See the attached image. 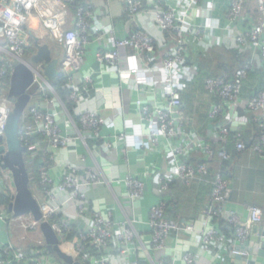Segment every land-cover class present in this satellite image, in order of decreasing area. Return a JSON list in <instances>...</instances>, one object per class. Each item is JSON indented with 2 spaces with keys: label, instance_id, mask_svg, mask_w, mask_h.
<instances>
[{
  "label": "built area",
  "instance_id": "built-area-1",
  "mask_svg": "<svg viewBox=\"0 0 264 264\" xmlns=\"http://www.w3.org/2000/svg\"><path fill=\"white\" fill-rule=\"evenodd\" d=\"M119 1L127 15H151L158 29L171 36L172 45L166 48L162 58L167 80L164 88L167 96L165 105L151 107L141 99L137 100L143 120L156 122L158 126V131L151 132L148 143L143 146L159 147L160 138H163L171 148V169L155 175L158 193L165 198L174 181L189 185L195 180L209 178L210 162L214 159L213 149L202 140L198 143L201 163L193 165L184 162L191 145L186 140L188 135L181 111L183 95L180 82L193 80L198 76L197 68L188 67L187 60L210 48L225 45L241 53L250 49L258 50L264 62V0H227L226 26L220 29V36L210 33L203 21L212 16L217 0H175V6L168 3V0H158L153 4L145 3L144 0ZM85 4L84 7H79L77 0H0V27L5 37L4 43L0 44V137L5 136L6 121L13 110L8 94L16 61L29 65L35 75L34 86H38L44 95L43 102H30L19 131V138L26 148L27 165L33 166L39 162V178L32 175L31 188L40 204L42 220L36 221L31 215L15 217L8 208V211H0L4 230L9 233L8 229H19L28 236L41 232V223L47 222L56 233L62 250L67 248L73 260L80 264H114L117 259L122 264H138L134 255L141 250L146 253L142 251L148 264H156L152 252L166 250L175 235L176 243H179L178 239L180 240L183 232L199 237L202 251L212 254L215 259L210 264H221L227 253L236 264H248L250 261L262 264L263 258L254 254L253 249L256 244H263L264 210L255 205L247 206L245 220L229 209L231 183L219 172L214 174L211 182L212 201L203 212V230L197 231L194 221L181 225L169 219L166 212L168 199H162L150 207L147 223L152 244L150 249L140 235L138 220L130 218L125 210L122 218H117L114 211H109L108 218H105L98 211L91 210L89 191L93 188L108 187L113 200L119 206H122V202L116 197L112 182L106 178L100 166L96 147L92 148L90 145V142L100 143L105 150L113 151V146L103 141L102 131L107 122L99 111L78 113L86 98L92 92L97 94L99 91L92 77L81 74L88 47L92 41H98L101 44L98 61L107 69L117 71L122 79L131 81L132 71L128 72L120 67V51L131 49L155 58L158 46L155 39L141 29L133 31L127 38H116L114 27L107 28L101 22L93 23V5L90 1ZM195 16L202 21L200 25L193 20ZM39 31L47 32L48 38L39 35ZM32 36L39 38L40 44L49 45L57 59L64 50V59L58 62L57 70L58 75L67 78V87L71 89V111L51 83L47 82L44 76L45 65L39 64L35 68L25 59L26 54L30 57L36 54ZM108 42L112 47L107 45ZM252 67L253 63L250 61L233 78L229 75L207 78L204 90L209 96L220 99V103L212 104L208 115L218 140H228L231 132L228 127L218 125L225 115L228 116L229 123L233 124L237 110L262 113L261 117L256 118L260 134L252 150L255 156L264 160V90L252 98L242 97ZM103 93L104 90L101 95ZM76 113L78 120L73 116ZM61 118L65 119L64 125L59 123ZM123 138L124 135L118 137L120 140ZM78 142L92 159L94 167L86 165L87 157L82 155L84 168L68 165L65 177L56 181L48 166V160H53V157L50 155V158H46L45 154L55 149L68 148ZM234 144L239 153L247 149L240 132H237ZM219 156L223 160H231V155L227 152L223 151ZM120 183L124 187L123 200L135 205L145 198L147 184L137 175L127 174ZM15 196L13 176L0 165V201L6 198L10 206ZM69 212H75L83 220V224L77 227ZM216 220H221L224 226L232 228V246L229 247L227 237L214 224ZM35 246V249L26 252L10 241L3 242L0 264H56L51 254L43 249V242L37 241ZM236 256L242 258L241 263L236 260ZM183 258L186 264H200L201 261L200 255L192 252L185 253ZM159 264L173 263L162 259Z\"/></svg>",
  "mask_w": 264,
  "mask_h": 264
},
{
  "label": "crops",
  "instance_id": "crops-1",
  "mask_svg": "<svg viewBox=\"0 0 264 264\" xmlns=\"http://www.w3.org/2000/svg\"><path fill=\"white\" fill-rule=\"evenodd\" d=\"M158 0H144L145 3H155ZM93 5V23H103L107 28L114 27L115 37L118 39L127 38L135 30H143L151 35L158 46L157 55L155 58L145 53H139L131 49L120 51L121 64L123 70L132 71L130 74L131 81L124 80L115 70L107 69L98 61V53L101 44L94 40L88 47L85 63L81 68V74L84 77H92L95 81V87L98 93L92 92L80 105L78 113L82 111L95 112L99 111L100 115L106 120L107 125L102 131L105 142L113 146V151L105 150L100 143H92L90 145L98 152V160L100 166L109 181L112 182L113 191L116 197L122 202L119 206L112 198V194L108 187H97L89 191L91 200V210L98 211L105 218H108L109 211H114L117 218L124 216L123 210L126 211L130 218L138 220L137 227L140 235L144 240L146 247L150 249V228L148 226L150 207L159 203L162 199H171V193L165 195V198L158 193L155 175L156 173L166 172L172 167L169 142L160 138L159 147L143 146L149 141L151 132H157L158 126L156 122H147L143 120L137 106V100L141 99L144 104L151 107L164 106L167 101V96L164 93L166 87V71L164 70L162 58L166 53V48L171 46V36L163 33L153 22V16L146 15L142 17H131L124 11V6L119 0H90ZM168 3L175 6V0H168ZM228 7L227 0H217L215 2L214 12L212 16L206 17L204 25L208 27L210 33L215 36H220V29L226 26L225 12ZM196 24H201L202 21L196 16L193 18ZM41 31H39L40 33ZM42 36V34H39ZM112 47L110 42L107 43ZM201 47V46H200ZM202 49V48H201ZM191 51L193 50L190 49ZM199 50V49H198ZM203 50V49H202ZM62 52V51H61ZM255 67L257 73L252 75L248 80L249 85L246 90L250 93L257 87L258 81L264 82V62L261 58L260 51L250 49L245 52ZM187 60V65L189 63ZM187 67H185L186 69ZM192 80L181 81L182 94L184 93L182 113L184 115V125L187 131V141H190L191 149L188 151L187 159H194L201 155L198 151V143L202 140L217 142L215 137L214 126L209 120V111L212 107V97L209 96L204 89H194L187 85L186 82ZM259 86V85H258ZM104 90L103 95H101ZM246 91L245 99H248ZM78 120V114L73 115ZM262 113H248L237 110L234 123L228 121V116H224L219 121V126L228 127L232 133H243L248 150L236 155L232 150L231 160L223 168V173L226 179L231 183L232 193L229 203V209L237 212L243 219H247V206L255 205L264 210V160L255 156L252 151V146L255 144L258 130L254 124L257 117H261ZM65 119H59V123L64 125ZM113 126H112V125ZM120 135H124L122 140L118 139ZM103 143V142H102ZM53 157V160H48L51 176L56 180H62L66 174V167L73 165L79 168H84L81 162V156L86 155V165L94 167V163L82 144L78 142L65 149H55L50 153L45 154L46 158ZM46 161V160H45ZM47 162V161H46ZM212 167V166H211ZM214 173H211L209 178L202 180L196 184L190 196L189 206L197 208V211L191 216L195 222L197 231L205 228V220L203 212L209 205L211 200V182L218 168L213 167ZM137 175L147 184L145 198L135 203L122 199L123 185L121 180L127 175ZM193 203V204H192ZM68 213V212H66ZM191 215V211L188 212ZM69 216L77 227L81 226V220L75 212ZM186 222L183 220L181 225ZM4 230L3 223L0 219V253L1 245L6 242H12L15 245L23 248L26 252L35 249L37 241L43 242L45 249L47 244L42 232L32 233L28 236L16 229L12 231ZM223 233L228 241L229 247L234 243V233L229 226L223 227ZM176 235L170 241L166 250L153 253L152 257L156 264L162 259H167L173 264H186L184 254L192 252L200 255V264H210L215 259L212 254L203 252L200 246V239L196 234H181L179 243H176ZM256 242V241H255ZM228 247V248H229ZM59 256L54 255L58 261L56 264H75L76 261L69 255L67 248L62 250L57 246ZM227 248V249H228ZM66 250V251H65ZM229 250V249H228ZM48 251V250H47ZM137 253L134 255L138 264H148L145 254ZM221 264H236L234 259L227 253ZM264 264V259L261 261ZM114 264H122L115 260Z\"/></svg>",
  "mask_w": 264,
  "mask_h": 264
},
{
  "label": "trees",
  "instance_id": "trees-1",
  "mask_svg": "<svg viewBox=\"0 0 264 264\" xmlns=\"http://www.w3.org/2000/svg\"><path fill=\"white\" fill-rule=\"evenodd\" d=\"M89 1L90 0H77V3L79 7H84L86 5L85 3ZM250 61L251 60L248 59L245 53H241L239 50H236V49H229L225 45H219V46L210 48L208 49L207 52L199 53L197 56L193 55L192 58H190L187 66L196 67L198 70V76L195 77L192 81L186 82V83L187 85H190V87H193L196 90L202 89V88L204 89V81L207 78H218L224 75H229L231 78H233L235 73L238 70L245 68V66H247ZM256 73L257 71L255 67L253 66L250 71L249 79L251 78L252 75ZM248 80L245 82L242 97L246 96L245 95L247 91L246 88L249 85ZM51 85L54 88V90L57 92L58 96L65 103L67 108L71 111L72 107L69 101L71 89L67 87V78L64 75L59 74L57 78L53 82H51ZM256 85L257 87L254 89L253 92L250 91L249 93L247 91L249 93L248 96H250L249 98H252L258 95L261 91L264 90V82L261 83L260 81H258V84ZM30 95H31V104L40 103V102H43L44 100V95L39 91V88L36 85L33 86L32 89L30 90ZM182 95L184 99V93ZM212 101H213V104L220 103V99L217 97H212ZM240 110L241 112L245 111L242 109ZM254 124L258 130L256 141H255L256 143L258 140L259 134H260V129L258 128V123L256 120H254ZM236 135L237 133L230 132L228 140H219L217 142L206 141L207 144L210 145L214 151V159L212 160V162H210L211 173L215 172V170L212 169L213 167H215V168H218L219 170L217 171H219V173H221L224 176L223 168L225 165H227V162H230V160L229 161L223 160L219 156V153L224 151V152L231 154L232 150H235L234 153L236 155L239 154V152L236 151L235 144H234ZM241 138L243 141H245L244 132L241 133ZM253 146L251 147L252 149H253ZM248 148L249 147L247 146L246 150H248ZM201 160H202V156L200 155L197 158L185 160L184 162L186 164L197 165L201 163ZM27 167H28L29 173L31 174L30 178L32 177V175L39 178V170H38L39 162L33 166L27 165ZM198 183H201V180H195L189 185H184L179 181H174L170 184V193L173 196L171 197L170 200L168 198V201H167L166 212H167L169 219L174 220L177 223H181L183 220L193 221V219H191V216L194 215V213L197 211V208L195 207L190 208L189 206L190 196L189 195L194 190H196V184ZM211 199H212V188H211ZM211 201L212 200H210V203L206 207V209L210 206ZM8 208H9V201L6 198H3L0 201V211H8ZM190 211H191V215H188V212ZM214 224L219 228L221 233H224L223 232L224 223L221 220H216ZM55 252L56 254L58 253L57 254V257H58L60 255L58 248H56ZM51 257L54 260L58 261L56 258H54V255H51Z\"/></svg>",
  "mask_w": 264,
  "mask_h": 264
},
{
  "label": "water",
  "instance_id": "water-1",
  "mask_svg": "<svg viewBox=\"0 0 264 264\" xmlns=\"http://www.w3.org/2000/svg\"><path fill=\"white\" fill-rule=\"evenodd\" d=\"M32 38L36 47V54L31 57L32 63L45 65L44 76L47 82L51 83L58 76L59 61L49 45L40 44V39L35 36ZM34 83L35 75L29 65L16 61L8 94V99L13 104V110L6 121L5 136L0 137V165L2 169L11 172L16 188V196L14 202L9 206V212L13 213L15 217L31 215L36 221H41V207L31 188V178L25 158L26 148L19 138L21 120L31 102L30 90ZM230 229L232 228L230 227ZM40 231L45 238L48 252L51 255H56V247L60 242L50 224L41 223ZM262 242V245L256 244L253 251L258 257L264 259V238ZM236 260L242 262L240 256H236ZM75 264L80 263L76 262ZM248 264L256 263L250 261Z\"/></svg>",
  "mask_w": 264,
  "mask_h": 264
},
{
  "label": "rangeland",
  "instance_id": "rangeland-1",
  "mask_svg": "<svg viewBox=\"0 0 264 264\" xmlns=\"http://www.w3.org/2000/svg\"><path fill=\"white\" fill-rule=\"evenodd\" d=\"M0 11H1V9H0ZM39 34H43L42 36L45 38H48V34H47V32L45 33V32H40ZM4 41H5V37H4V32H3V29L0 27V44L1 43H4ZM62 55L61 56H59V59H58V61H62L63 59H64V50H62ZM25 59L30 63V64H32L35 68H38V66L37 65H35V64H33L32 63V60H31V57L29 56V55H25Z\"/></svg>",
  "mask_w": 264,
  "mask_h": 264
}]
</instances>
